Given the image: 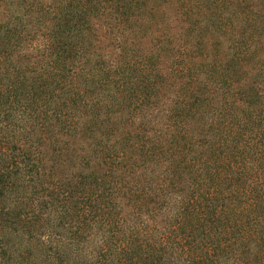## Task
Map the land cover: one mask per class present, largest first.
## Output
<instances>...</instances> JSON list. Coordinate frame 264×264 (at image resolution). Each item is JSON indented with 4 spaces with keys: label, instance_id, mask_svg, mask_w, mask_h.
Instances as JSON below:
<instances>
[{
    "label": "trees",
    "instance_id": "obj_1",
    "mask_svg": "<svg viewBox=\"0 0 264 264\" xmlns=\"http://www.w3.org/2000/svg\"><path fill=\"white\" fill-rule=\"evenodd\" d=\"M0 7V264H264V0Z\"/></svg>",
    "mask_w": 264,
    "mask_h": 264
},
{
    "label": "rangeland",
    "instance_id": "obj_2",
    "mask_svg": "<svg viewBox=\"0 0 264 264\" xmlns=\"http://www.w3.org/2000/svg\"><path fill=\"white\" fill-rule=\"evenodd\" d=\"M3 17H4V13H3L2 8L0 7V20L3 19ZM178 23H179V22H176V21L174 22V21H173V24L178 25ZM12 239H14V243H15V244H17L18 242H19L20 244H22L21 242H24V239L21 240V238H15V237H12ZM65 241H67V239H65ZM25 242H26V241H25ZM25 244H26V243H25ZM63 245L66 246V242H64ZM70 247H71V250H72V246H70ZM66 250H70V249L66 248Z\"/></svg>",
    "mask_w": 264,
    "mask_h": 264
}]
</instances>
